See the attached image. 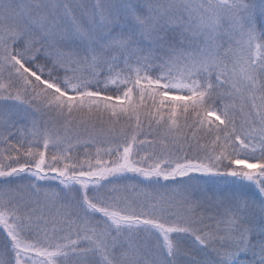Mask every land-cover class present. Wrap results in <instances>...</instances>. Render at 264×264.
Here are the masks:
<instances>
[{
    "label": "snow or ice",
    "instance_id": "obj_1",
    "mask_svg": "<svg viewBox=\"0 0 264 264\" xmlns=\"http://www.w3.org/2000/svg\"><path fill=\"white\" fill-rule=\"evenodd\" d=\"M0 264H264V0H0Z\"/></svg>",
    "mask_w": 264,
    "mask_h": 264
}]
</instances>
